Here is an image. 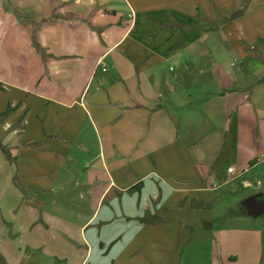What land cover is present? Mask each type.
Returning <instances> with one entry per match:
<instances>
[{"label":"crops","instance_id":"obj_1","mask_svg":"<svg viewBox=\"0 0 264 264\" xmlns=\"http://www.w3.org/2000/svg\"><path fill=\"white\" fill-rule=\"evenodd\" d=\"M249 2L10 0L21 33L2 47L0 149L36 208L5 230L26 250L0 264L238 261L214 233L245 230L215 227L211 204L264 161L256 135L241 160L227 121L242 105L253 121L251 88L264 97V18H243Z\"/></svg>","mask_w":264,"mask_h":264},{"label":"rangeland","instance_id":"obj_2","mask_svg":"<svg viewBox=\"0 0 264 264\" xmlns=\"http://www.w3.org/2000/svg\"><path fill=\"white\" fill-rule=\"evenodd\" d=\"M249 3H251V9L249 10L248 16H244L243 18H246L249 21H257L264 18V0H250ZM5 13L13 14L18 20V15L17 13H14L10 0H0V64L2 60L1 53H6V49H2L6 44L5 38L10 37L12 45H15V41L21 33L17 26L6 24L4 17ZM31 33H34L33 27H31ZM16 50L17 47L12 49L10 55L15 57V53L13 55V52ZM249 50L253 51L254 48H248V51ZM250 57L254 60V63L251 65L256 66V58L253 55ZM4 58L7 59V56ZM13 59L14 58H12V60ZM230 60L232 61V58H230ZM230 60L229 62H231ZM257 60L261 62L258 58ZM206 61L205 65L202 62L200 63L204 72L206 68L209 70L215 66V63L211 64L208 58ZM235 64L238 66L241 65L239 62H236ZM205 75L208 76V74ZM205 75L202 74L201 76ZM203 82L204 80H202L201 85L207 88L209 85L206 82L203 84ZM263 85L264 84H262V88L264 87ZM181 88L184 91L185 97L196 92V90L192 89L189 85H184V87ZM214 89L216 88H212V90L204 89L201 91L206 94L211 91L214 93ZM256 92V89L253 88L249 90V96L251 98L250 102L257 104L256 106H258L256 109L257 114L254 113L252 107L253 121H248V116H251V107H247L246 105L236 107V111L239 109L238 114L236 112L232 120L230 116L227 117V121H231L232 123L230 134L233 135L235 134L234 132H236L235 135H239L236 140L234 139V142L236 141L237 151L240 158H242V161L248 156V152H252V143L255 135L257 138L260 137V139H264V120L262 119L264 116H260L261 114H264L260 112L261 110H264V97H260L257 100V96L254 97ZM202 95L204 96L205 94ZM200 106H203L202 102ZM243 111L247 113V116L242 120L244 116ZM236 115L239 116L240 121H235ZM201 125L202 132L209 130L203 123H201ZM226 130L227 129H225L223 133ZM203 144L204 143L202 142L201 146H203ZM249 147H251V149ZM258 160V168H250L246 174L239 178L237 177L238 179L236 178V180L231 183L232 185L230 184L227 187H224V190H216L217 201L211 204V206L214 204V208L216 209V211H214L216 216L215 227L220 229L232 228V230H245L242 234L243 241L242 239H237L239 235H236L235 232H231L230 234L228 231H216V233H214L215 237L220 242L225 244V241H228L229 248L226 250L225 247L222 253H220L225 260L226 251L227 253H232V255H239L238 261H234L231 264H264V161L262 162L259 158ZM252 162L257 163L256 160ZM14 167L15 162L6 158V155L0 149V253H5V255L10 258L9 261L11 259L13 261L18 248L26 250L21 244V242H23L21 237L17 239L18 236L16 238L15 235H12L11 233L8 235L7 232L9 230V225L17 224L18 221L21 220L18 216L20 212L23 213L25 211V207H29L28 209L30 210H34L35 207L32 203L26 202L28 206L24 203L25 201L23 200L26 199H24L21 196L22 194L18 191V186L16 184V170ZM243 179L246 182L245 184L242 183ZM42 209L44 210L45 208L42 207ZM213 210L211 209V211ZM245 213H247V216L242 215ZM5 230H7L6 234ZM23 236L26 237V235ZM2 239L5 240L4 243L2 242ZM231 239H233V241H231ZM8 251H10V253H8ZM216 252L218 251L212 247L211 253Z\"/></svg>","mask_w":264,"mask_h":264},{"label":"built area","instance_id":"obj_3","mask_svg":"<svg viewBox=\"0 0 264 264\" xmlns=\"http://www.w3.org/2000/svg\"><path fill=\"white\" fill-rule=\"evenodd\" d=\"M103 71H104V69H103ZM227 172L228 173H232L233 172V169L232 168H229V169H227Z\"/></svg>","mask_w":264,"mask_h":264},{"label":"trees","instance_id":"obj_4","mask_svg":"<svg viewBox=\"0 0 264 264\" xmlns=\"http://www.w3.org/2000/svg\"><path fill=\"white\" fill-rule=\"evenodd\" d=\"M251 165V164H250Z\"/></svg>","mask_w":264,"mask_h":264}]
</instances>
